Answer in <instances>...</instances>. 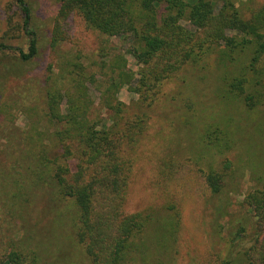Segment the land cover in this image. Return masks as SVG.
I'll return each mask as SVG.
<instances>
[{
    "label": "rangeland",
    "instance_id": "rangeland-1",
    "mask_svg": "<svg viewBox=\"0 0 264 264\" xmlns=\"http://www.w3.org/2000/svg\"><path fill=\"white\" fill-rule=\"evenodd\" d=\"M25 1L38 49L27 62L18 54L27 53L29 40L19 5L0 0V264H92L78 241V207L52 181L55 168L66 163L56 134L63 127L49 122L46 107L48 93L69 87L65 63L76 55L85 73L95 76L87 84L88 119L112 116L108 103L116 100L124 121H146L137 141L124 148L132 160L124 211L150 218L122 264H263L258 249L264 218L245 198L264 182V107L249 110L243 104L253 81L239 99L227 91L234 78L252 79L247 55L221 60L217 46L197 51L141 99L133 89L140 66L126 53L129 39L112 38L111 53L124 56L134 78L107 92L108 71L98 56L101 37L71 13L60 21L66 38L52 47L59 0ZM263 5L264 0L235 3L245 19ZM221 130L230 143L218 147ZM225 160L230 169L213 194L204 175L221 170ZM67 162L72 168L74 159Z\"/></svg>",
    "mask_w": 264,
    "mask_h": 264
},
{
    "label": "trees",
    "instance_id": "trees-1",
    "mask_svg": "<svg viewBox=\"0 0 264 264\" xmlns=\"http://www.w3.org/2000/svg\"><path fill=\"white\" fill-rule=\"evenodd\" d=\"M236 1L218 0V4L213 0H59L51 45L66 38L60 21L76 13L102 39L98 56L101 68L108 71L106 90L111 92L130 85L134 77L126 69L124 56L111 53L114 49L110 39H129L126 53L140 66L133 89L141 99L152 94L162 81L174 77L197 51L203 53L217 46L221 60H234V55L245 54L246 69L253 77L234 78L227 91L239 99L253 81L252 91L242 98L244 106L253 110L264 107V5L245 19L236 8ZM15 3L24 17L23 30L29 39L27 53L19 50L18 54L21 61L27 62L37 55V38L28 29L29 5L25 0ZM65 65L69 87L63 92L48 93L46 98L49 122L63 127L56 134L60 158L66 163L55 168L52 181L58 186L59 195L73 199L78 207V241L92 264H122L136 247L135 240L150 218L124 211L132 171V160L124 154V148L137 141L146 121L139 116L124 121L125 110L116 100L108 103L112 116L101 121L88 119L92 100L87 84L94 83L95 76L85 73L79 55ZM62 101L66 104L64 113ZM216 142L218 147L230 143L222 130ZM70 159H74L72 168L67 162ZM229 169L225 160L221 170H210L204 175L211 193L220 192ZM245 203L264 218V182L247 195ZM258 252L264 257V243Z\"/></svg>",
    "mask_w": 264,
    "mask_h": 264
}]
</instances>
